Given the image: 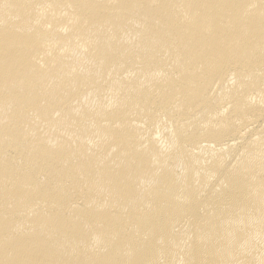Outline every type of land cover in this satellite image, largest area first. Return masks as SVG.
<instances>
[{"label": "bare ground", "instance_id": "obj_1", "mask_svg": "<svg viewBox=\"0 0 264 264\" xmlns=\"http://www.w3.org/2000/svg\"><path fill=\"white\" fill-rule=\"evenodd\" d=\"M0 264H264V0H0Z\"/></svg>", "mask_w": 264, "mask_h": 264}]
</instances>
